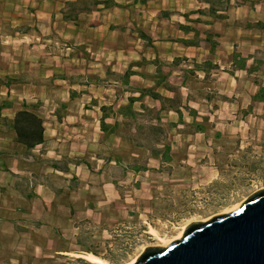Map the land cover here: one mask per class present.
Returning <instances> with one entry per match:
<instances>
[{
	"label": "rangeland",
	"instance_id": "374dc122",
	"mask_svg": "<svg viewBox=\"0 0 264 264\" xmlns=\"http://www.w3.org/2000/svg\"><path fill=\"white\" fill-rule=\"evenodd\" d=\"M67 1L53 3L61 16L56 18L57 31L48 34L50 38L45 41L20 37L21 33L28 32V24L33 23L30 11L24 12L26 7L22 1L11 0L9 4L6 3L10 2L8 0L0 1V103L9 101L11 109L7 111L13 112L27 105L42 118L44 127H55V132L48 130V133H54L52 138L51 134H47V138L59 139L48 144L46 152L56 151L63 166L73 162L79 167L74 168L77 180L71 182V188L66 185V177L54 174L50 177L61 188L62 202L70 199L76 210L94 202L99 205V211L104 212L103 227L95 229L94 239L106 241L102 250H109L111 264H125L137 255L139 257L146 246L157 245V240L148 232L150 226L162 237L171 239L191 222L222 212L264 188V102L251 99L259 88L254 80L258 76L256 73L247 76L241 70L231 72V66H227L232 43L243 55L254 51L248 46L253 40L256 46L262 47L259 50H264V36H252L235 28L237 24L242 26L246 17L234 22L229 18L217 24V28L200 26L201 31H225L222 41L229 48L217 45L212 53L201 49L177 50L185 60L181 69H190L197 59H218L223 69L220 66L211 68L206 79L197 71L188 76L184 87L180 66L162 67L166 81L178 86L183 99L190 95L189 103L198 111L196 119L201 121L203 115L207 117L204 121L206 131L185 132V125L168 128L166 142L170 144L172 160L162 164L149 159L147 170L132 174L131 171L123 173L121 167L114 162H105L103 158L108 155V146L122 155L125 163L133 155L142 157L141 152L127 143L113 138L107 141L98 129L99 116L103 114L101 106L115 107L125 104L132 93L138 95L135 91L112 86L111 81L124 73L130 62L145 57L152 59L154 52L155 61L170 63L157 55L163 49L152 48L149 39H138V31L153 41L165 40V37L174 41L182 35L190 38L192 32L184 34L178 29L180 22L190 24L182 14L207 5L203 2L183 3L178 7L182 12L165 10L167 14H164L160 10L157 19L156 15H151L156 6L147 0L146 4H141L144 8L139 13L129 10V19L126 16L125 23L121 24L119 16L120 23L112 28L107 25L113 23L115 17L104 12L108 17L102 19L99 12L107 8L100 7L79 13L73 21L75 27H71L61 21V18L72 21L63 18V13L68 11ZM241 3L242 0H233L230 5ZM90 12H95L94 16L89 17ZM17 28L20 33L13 38ZM202 47L208 50L206 45ZM154 66L145 63L135 68L147 77L131 78V87H153L159 93L171 95L164 87H156L155 81L150 82ZM84 77L106 86L84 89L75 84V79L83 82ZM257 79L264 85V78ZM72 91L79 93L72 95ZM143 101L155 106V101L149 97ZM134 107L139 108L140 102H135ZM58 108L59 114L56 113ZM161 117L164 124L178 120H174L175 115L169 112L162 113ZM183 119L188 122L192 119L185 110ZM106 121H113L112 116ZM6 136L10 137V130L0 128V137ZM46 152L38 150L34 153L41 157ZM17 232L16 237L6 235L2 238L7 248L2 251L0 264H10L5 257L14 253L13 239L23 245L21 249L15 248L21 251L15 254V264H94L83 257L82 261L76 258L46 261L30 246L38 240L39 232L29 231V228L23 233L20 229Z\"/></svg>",
	"mask_w": 264,
	"mask_h": 264
},
{
	"label": "crops",
	"instance_id": "0c3cea01",
	"mask_svg": "<svg viewBox=\"0 0 264 264\" xmlns=\"http://www.w3.org/2000/svg\"><path fill=\"white\" fill-rule=\"evenodd\" d=\"M8 1L10 2L6 3H11V0ZM12 1H22V5L26 7L24 9V12L26 10L30 11L29 14L31 15L33 21L32 24H28V32L21 33L20 37L28 36L32 40L38 39V41H45L50 38L49 36H47L48 34L57 31L56 18L59 15L61 16V13H58L53 8V3L56 4L59 2V0ZM232 1L233 0H231V3ZM117 2L119 3L118 6H112L110 8L105 9L104 11L99 12L100 17L102 19L108 17V15H105L104 12H110V15L112 17H115L116 20L113 21V23H109L107 25L109 28H112L116 24L120 23L118 21L119 16H121L122 19L121 24H124L126 21V16L127 19H129L130 17V14L128 15L129 10L136 11L139 13L144 8L140 3H134L132 0H117ZM189 2L199 3L203 2V0H149V3L152 6H156L155 13H152L151 15H156L157 19H159L157 13L160 10L164 13L165 10L171 12L174 10H179V12H182L180 8L178 9V7L183 3L186 4ZM113 13H119V15H113ZM94 14L95 12H90L87 15L90 17L94 16ZM227 15L228 18L226 19L213 21L212 26L214 28H217V24L219 25L222 22L228 21L229 18H233L234 20L232 22H234L235 20H240V18L246 17L245 23H243L242 26H239V24H237L235 28H240L252 36H264V0H247L246 4L241 3L232 5L227 11ZM61 21L67 26L75 27L73 25V21H64L62 20V18ZM102 22H105V20ZM237 22L239 21H236V23ZM128 24L129 23H127L126 25ZM244 24H246L247 27H245ZM259 24H261L262 29L259 28ZM99 25L101 24H98V26ZM98 26H94L93 28H97ZM139 32L141 31H138V39H142L143 41H148L146 39H149L150 44H152V48L160 47L161 49H163L157 54L160 58H163L166 61L168 60V62L173 61L175 58H179L176 65L180 66V70L182 71V73H184V68L182 67L181 69V66H183L182 62H184L185 60L181 59V55L177 52V50L201 49L205 53L209 52V50L204 49L202 46H184L176 41H172L168 37H165V40L153 41L151 38L144 35V33L142 34L141 32V34H139ZM216 32L220 33L221 35V37L219 38L218 45L222 46L224 49L231 47L232 50L229 52L230 55L233 51L239 52L238 50H236L237 48L234 46L233 43L232 45H229V47L228 45H224L226 43L222 41V35L225 31L223 32L222 29H216ZM19 33V28H17V30L13 34V38H15V34ZM179 37H183V35ZM69 45L71 46V43ZM248 46L249 48H253L254 51H249L246 55H241H252L256 52V50L262 48L256 46V41L254 40L250 41ZM154 55L155 52L152 55V59L145 57L143 59H140V61L132 63L130 62L129 68L125 69V72L129 70L130 73H132L127 80V85L122 84L119 77V75L124 74V72L122 74L119 73L118 77L111 81L113 84L112 86L119 87L125 91L138 90L139 88L131 87L130 79L133 77H136L138 79H143V77H147L145 73L137 71L135 69L145 63L152 66L155 65L152 71V79L150 80V82L153 83L154 81H156L157 78L155 77V67L156 64H159L160 62L154 60ZM209 60L212 61V59ZM195 61L202 62L198 59ZM212 62L218 64V66H220V69H223L220 60L216 59ZM230 64L231 59L228 62L227 66H229ZM201 73L204 75L203 72ZM96 79L99 80L98 77H96ZM75 80V84L84 89L106 86L103 85V83L101 84L99 81L97 82L92 79H88L87 77H84L83 82L82 80ZM72 85H74V83ZM71 88L73 90H76L74 89L75 87ZM76 93L79 92L72 91V95ZM160 93L165 95L164 92ZM154 105L158 106L159 104L155 102ZM8 109H11V107L1 109L0 115L12 117L16 110L13 112V110L7 111ZM4 110L6 111L4 112ZM56 113H60L59 108L57 109ZM169 113L175 115L174 120L178 118V115L175 112L169 111ZM101 116L102 115L99 116L98 120L99 130ZM117 119L119 120L120 117L117 116ZM62 124L63 123H60L59 126H62ZM0 128L6 129V131L8 130L7 126L5 125L0 124ZM48 130H50L51 132H55V127L54 129L51 126L50 128L44 127V142L36 146L32 150L28 151H25L21 146L15 143L13 138V131H10V137H0V146H6V148L4 149L0 148V256L2 254V251L7 248L6 245H4L3 243V237H5L6 235L16 237L18 229H20L23 233V231H26V229L29 228V231L30 229H34L37 230L40 234L38 240H35L33 241V243H30L31 248L36 251L39 256L45 257L47 259L46 261L50 262L54 259L59 258H76L82 261V257L77 256L76 254L92 253L110 262V254H108L109 250H102L104 249L106 241H96L94 239L96 238L95 229L98 230L100 227H103L104 223L101 219L103 218L104 212L99 211V205L94 202H88L85 207L80 210L75 209V205L73 204V202L70 201V199H68V201L66 202H62L60 196L61 188L60 186H57L54 180L50 177L51 174H54V176L56 175L58 177H66V185L67 187L71 188V182L73 180H77V173L73 174L74 168L79 167V165L76 166L75 164H73V162H67L63 166L60 162V157L59 155H57L56 151H52V153H49V151L46 152V150H48L47 145L52 143L56 139H59L57 137L54 138L55 140L51 139L54 133H48ZM100 132L102 131L100 130ZM47 134H51V138H47ZM110 138H113V140L115 141H121V139L117 136H110L106 140L108 141ZM38 150H41L42 152L44 151L47 154H41V157H37L35 156L34 152H38ZM55 165H57V167ZM58 165L63 166L66 170H61ZM132 174L135 173L132 172ZM11 241H15L13 245L14 249H12L14 253L10 254L5 258L7 262H10V264H15L14 262L17 261L15 254L16 252H21L16 250L15 248L21 249L20 246L22 247L23 245H21L20 242L16 243V240L14 239ZM19 262L20 261H18V263Z\"/></svg>",
	"mask_w": 264,
	"mask_h": 264
},
{
	"label": "trees",
	"instance_id": "16d2710c",
	"mask_svg": "<svg viewBox=\"0 0 264 264\" xmlns=\"http://www.w3.org/2000/svg\"><path fill=\"white\" fill-rule=\"evenodd\" d=\"M134 3L146 4L147 0H132ZM231 0H203L206 7H199L192 10L191 13H183L182 16L188 23H178V29L188 34L192 32V37H180L173 39L174 41L184 46H203L206 45L210 53L214 51L219 43L220 33L206 29L201 31V25H212L215 20H223L228 18L227 11L231 7ZM247 0L242 3L246 4ZM117 0H69L67 1L68 11L63 13L65 20L76 21L79 13L87 12L94 8H109L118 6ZM164 14H167L166 12ZM191 14H197L196 17H190ZM205 17V19L203 18ZM245 27L246 24H244ZM259 28L262 29L261 24ZM203 33V37L200 35ZM141 34V32H139ZM143 34V33H142ZM144 36V35H142ZM231 59V72L241 70L249 76L256 73L255 82L259 85L258 91L252 95V100H259L264 102V85L261 79L264 78V50H256L254 54L247 56L241 55L240 52L233 51L230 55ZM179 58H175L170 63L156 64L155 86H162L171 92V95H162L153 87L139 88L135 92L138 95H129L125 104H118L115 107L112 105H103L101 109L103 114L100 118V130L103 133L104 139L110 136H117L123 143H127L130 147L142 153V157L133 155L128 163H125L122 155L114 152L112 146H108V155L103 157L105 162H114L118 167H121L123 173L126 171L140 172L148 169L147 164L150 158L158 159L162 164L172 160L170 154V144L166 142L168 128H180L185 125L187 131L185 132H205L206 126L204 121L207 117L203 115L201 121L197 120L198 111L190 105V95L187 94L183 99L180 89L176 85H171L166 81V75L162 70L164 65H176ZM190 69L185 68L182 75L181 85L186 87L188 76L195 75L197 71L204 73L206 79L210 74L211 68H217L218 64L213 63L211 60H204L202 62L193 61ZM132 73L126 71L124 74L119 75L122 84L128 83V78ZM149 97L159 104L158 107L149 106L143 101V98ZM208 98V97H206ZM139 101L140 107L136 109L134 103ZM9 101H2L0 103V110L3 108H10ZM183 110L192 118L191 121L183 119ZM173 111L178 115V120L173 122L169 121L163 123L161 117L162 113ZM112 116L113 121L108 122L106 118ZM117 116L120 119H117ZM0 121L4 122L8 130L13 131L14 141L21 146L25 151L32 150L36 146L44 142V125L42 118L30 110L27 105L17 109L12 117L1 116ZM1 123V122H0ZM57 167V165H55ZM61 170H66L63 166L58 165Z\"/></svg>",
	"mask_w": 264,
	"mask_h": 264
},
{
	"label": "water",
	"instance_id": "95a60500",
	"mask_svg": "<svg viewBox=\"0 0 264 264\" xmlns=\"http://www.w3.org/2000/svg\"><path fill=\"white\" fill-rule=\"evenodd\" d=\"M133 264H264V189L234 211L191 222L166 247L146 246Z\"/></svg>",
	"mask_w": 264,
	"mask_h": 264
},
{
	"label": "bare ground",
	"instance_id": "6f19581e",
	"mask_svg": "<svg viewBox=\"0 0 264 264\" xmlns=\"http://www.w3.org/2000/svg\"><path fill=\"white\" fill-rule=\"evenodd\" d=\"M262 189H264V188H262ZM242 202L243 201H240L239 203L233 205L232 207H230V208H228V209H226V210H224L222 212H219L217 214H214L213 216L221 215V214H224V213H228V212L234 211L235 209H237L239 207V205ZM213 216H210V217H207V218H203V219L197 220V221L205 222V221H207L208 219H210ZM184 229H185V226L181 229V231L178 233V235H176L174 238H171V239H167V238H164L161 235H159L158 231L152 226L149 227V229H148L149 231L148 232H149V234H151L157 240V242H158L157 245L162 246V247H166L171 242H173L174 240L180 238L182 236V232H183ZM76 255L80 256V257H83L87 261H89L91 263H94V264H111L108 260H106L104 258H101V257H99V256H97L95 254H92V253H84V254H76ZM137 258H138V255L136 257L132 258L131 260H129L125 264H133Z\"/></svg>",
	"mask_w": 264,
	"mask_h": 264
}]
</instances>
